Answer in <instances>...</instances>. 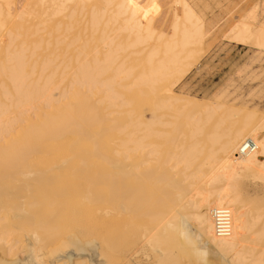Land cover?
I'll list each match as a JSON object with an SVG mask.
<instances>
[{
  "label": "bare ground",
  "instance_id": "6f19581e",
  "mask_svg": "<svg viewBox=\"0 0 264 264\" xmlns=\"http://www.w3.org/2000/svg\"><path fill=\"white\" fill-rule=\"evenodd\" d=\"M210 9L0 0V264H168L176 234L190 263L264 264V198L239 191L264 190V114L174 91L215 34ZM250 16L223 36L264 48Z\"/></svg>",
  "mask_w": 264,
  "mask_h": 264
},
{
  "label": "rangeland",
  "instance_id": "374dc122",
  "mask_svg": "<svg viewBox=\"0 0 264 264\" xmlns=\"http://www.w3.org/2000/svg\"><path fill=\"white\" fill-rule=\"evenodd\" d=\"M206 1L209 2L211 8L207 12L209 21L213 19L216 20L217 25L215 27V34L207 41V44H204L202 59L194 66L184 80L174 88V91L179 95L203 99L204 101L213 103H222L238 109L255 111L257 114L263 115L264 48L259 47L253 41L251 43H245L246 45L233 42L229 37L223 35L228 28L236 25L240 21L251 23L252 20H250V15H253L258 26L264 27V1ZM248 17L250 18L248 19ZM139 71L140 70H138V72ZM130 91H127V93L129 92V94H131ZM142 112L145 114L146 118L149 117L145 107H142ZM110 124H103L104 126L100 131L102 132L104 130V132L107 133L110 131L109 129L115 130V128L119 127L118 124H116V126L114 122ZM100 159L101 158L98 160ZM239 186L240 189H242H239L242 195H246V197H249L251 200H256V198L260 200L261 197L262 199L264 198V196H262L264 195L262 194L264 190L261 189L262 184L254 185L251 181L248 182V180L244 181V179H241L239 180ZM263 200H261L262 202L260 203L264 208ZM176 235H174L175 239L177 237L176 240L171 238L173 239L171 241L170 239L171 244H169V248L167 247L168 251L171 249V246L179 250L178 245L180 244L175 242L178 240V236ZM175 243H178V247L175 246ZM183 248L181 247V251L186 249V247ZM176 249H173L175 251L171 249L173 253L168 252L170 258L168 264H184V262H187V264H201L199 261L195 263L196 259L190 263V261L185 260L189 257L187 250L185 252H177L180 254L178 255ZM210 264H220V262L211 261Z\"/></svg>",
  "mask_w": 264,
  "mask_h": 264
},
{
  "label": "built area",
  "instance_id": "2783aa9c",
  "mask_svg": "<svg viewBox=\"0 0 264 264\" xmlns=\"http://www.w3.org/2000/svg\"><path fill=\"white\" fill-rule=\"evenodd\" d=\"M256 148L255 143L247 141L242 145L241 153H251ZM216 220V231L218 236L226 237L231 233V215L229 210L221 209L214 212Z\"/></svg>",
  "mask_w": 264,
  "mask_h": 264
}]
</instances>
